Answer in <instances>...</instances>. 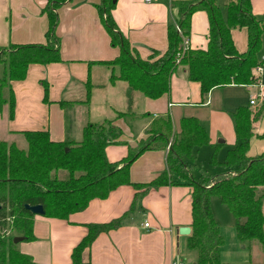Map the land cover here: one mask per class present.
I'll return each mask as SVG.
<instances>
[{"label": "trees", "instance_id": "trees-1", "mask_svg": "<svg viewBox=\"0 0 264 264\" xmlns=\"http://www.w3.org/2000/svg\"><path fill=\"white\" fill-rule=\"evenodd\" d=\"M67 1L46 0L42 9L48 20L44 43L0 46V63L4 65L0 76V106L8 105L10 117L14 113L11 82L23 80L30 64L61 61L60 39L56 34L57 9ZM114 2L101 0L96 7L110 44L119 48V54L98 63L109 69L110 83L126 82L129 102L133 92L150 99L168 93L171 75L179 66L186 69L189 80L199 84L202 100L212 88L258 81L255 68L262 63L258 52L264 32V13L261 17L254 15L251 0H230L225 15L215 0L172 1L177 15L175 23L167 27V47L163 52L152 51L147 58L139 56L114 22L111 16ZM199 10L205 11L208 17L206 48L189 46L183 50L182 37L189 36L191 15ZM240 28L247 32V50L243 53L237 51L231 37V30ZM86 86L88 101L89 81ZM44 91V101H47V88ZM263 114L264 104L255 111L240 106L232 113L236 144L222 162L217 160L219 145H215L211 163L223 169L215 173H208L193 162L194 151L209 143L206 129L195 117L181 118L179 132L175 134L169 114L157 115L145 130V137L135 147L128 145L126 155L115 161L107 159L106 146L123 142L116 139V128L111 121L86 124L80 140L65 137L54 141L47 130H25L21 134L26 148L0 141V264H35L13 241V232L24 240L34 238V214L25 204H41L44 217L67 219L70 214L84 210L90 200L104 199L121 185H131L136 190L129 210L108 222L86 224V234L72 249L71 264H90L82 259V254L94 239L100 233L117 229L126 216L142 209L141 199L151 188L169 185L192 188V230L187 245L196 251L195 264H236L220 260L223 237L211 210L213 196L234 217L237 239L248 244L257 241L264 257V152L253 157L247 155L253 124ZM133 115L118 112L117 118ZM164 149L166 169L150 182H131L129 169L133 161L144 151ZM192 170L197 171V177Z\"/></svg>", "mask_w": 264, "mask_h": 264}, {"label": "crops", "instance_id": "crops-1", "mask_svg": "<svg viewBox=\"0 0 264 264\" xmlns=\"http://www.w3.org/2000/svg\"><path fill=\"white\" fill-rule=\"evenodd\" d=\"M100 1L69 0L58 7L56 34L60 39L61 61L30 64L23 80L11 82L14 113L10 117L8 105L0 106V141L15 143V137L25 130H47L54 141L65 137L77 140L72 135L69 114L71 111L81 112L85 105L91 106L93 97L102 92L104 110L112 115L103 116L96 122L111 121L116 128V139L123 142L106 146L109 161L125 156L128 145L133 146L145 137V130L153 118L166 113L171 118L175 134L179 132L181 118H197L208 133L209 143L206 145L212 152L215 145L221 146L220 152L225 146L226 155L236 144L232 113L240 106L253 111L260 106H251L249 99L257 92V83L264 88V57L258 56L262 70L260 73L255 71L256 83L215 87L202 100L199 84L189 80L186 69L179 66L171 75L168 93L150 99L133 92L129 102L126 82L110 83L109 69L98 63L119 54V48L110 44L109 35L100 21L96 7ZM172 1L178 0H115L111 16L141 58H147L154 50L163 52L166 49L167 27L175 23L177 15ZM229 1L215 0L223 15ZM45 2L0 0V46L44 43L48 25L42 12ZM251 8L254 15L262 16L264 0H251ZM207 36V14L202 10L195 11L190 19V48H206ZM231 37L238 52L247 50L246 29H232ZM3 70L4 65L0 63V76ZM88 81L91 87L86 101ZM45 88L47 101H44ZM247 95L248 101L244 102L243 97ZM60 101L68 104L62 106ZM118 112L135 115L117 118ZM146 113L149 116H143ZM88 123H84L81 129ZM253 126L247 152L250 157L264 152V114ZM166 152L164 149L141 153L130 165L131 182H150L165 170ZM135 193L133 186L121 185L104 199L90 200L84 210L70 214L67 219L34 215V238L19 241L17 248L29 255L35 264H71L72 249L86 234V224L108 222L121 216L129 210ZM191 193L192 188L187 185L151 188L141 199L142 209L126 216L117 229L100 233L83 252L82 259L90 264H175L177 261L186 263V260L195 264L196 256L190 253L187 245L192 230ZM262 212L264 214V201ZM184 226L190 227L187 235L178 232V228ZM239 242L243 244L242 248L250 245ZM221 257L220 249V260ZM250 263L263 264L261 261Z\"/></svg>", "mask_w": 264, "mask_h": 264}, {"label": "rangeland", "instance_id": "rangeland-1", "mask_svg": "<svg viewBox=\"0 0 264 264\" xmlns=\"http://www.w3.org/2000/svg\"><path fill=\"white\" fill-rule=\"evenodd\" d=\"M261 17V16H260ZM260 58L264 57V32L261 35V46L258 52ZM264 68V63L263 66ZM102 93V92H101ZM101 93L92 99L91 106H84L80 110L81 112L71 111L69 114V119L71 120L72 135L74 139H81L82 137V126L86 122L97 123L100 121L103 116L110 117L112 114L110 111L104 110V98H102ZM249 96L243 97L244 102L248 101ZM257 106V105H256ZM251 107V106H250ZM85 110H89L88 112ZM15 144L17 147L26 148V142L22 135L15 137ZM137 143V142H136ZM134 144L135 147L137 144ZM210 146L203 145L198 151L194 152V163L196 166L201 167L203 170L208 173H215L217 171L223 170L218 166H214L211 163L212 151ZM221 146L217 152V160L219 161L222 157H225V146L220 152ZM227 153V152H226ZM191 173L197 177L198 173L195 170H192ZM211 210L214 217L217 220V223L220 226V233L223 237V244L220 247L221 249V261L225 263H248L256 261H264V257L261 251V248L257 241H251L247 247L242 248L241 244L236 237L235 232V219L232 214L228 211L227 207L222 204L218 197H211ZM17 234L16 232H13ZM191 254L196 256V251L191 250ZM186 263L192 264L190 260H186Z\"/></svg>", "mask_w": 264, "mask_h": 264}, {"label": "built area", "instance_id": "built-area-1", "mask_svg": "<svg viewBox=\"0 0 264 264\" xmlns=\"http://www.w3.org/2000/svg\"><path fill=\"white\" fill-rule=\"evenodd\" d=\"M145 2H151L152 0H144ZM176 29L178 32H180V29L179 27L176 26ZM182 49L185 50L186 48L189 47V39L187 36H183L182 37ZM262 70L261 66H257L255 68V71L257 73H260ZM258 85V90L255 94L251 95L250 96V99H249V104L251 106H255V105H261V104H264V88L262 86H260V84H256ZM170 143L167 145V147H169ZM144 226L145 227H148V223L147 222H144ZM175 264H186L182 261H177Z\"/></svg>", "mask_w": 264, "mask_h": 264}, {"label": "water", "instance_id": "water-1", "mask_svg": "<svg viewBox=\"0 0 264 264\" xmlns=\"http://www.w3.org/2000/svg\"><path fill=\"white\" fill-rule=\"evenodd\" d=\"M24 207L26 209H28L34 215H43L44 214V210H43V207L41 204H35V205L25 204ZM178 232L181 235H187L190 233V227H188V226L180 227V228H178ZM22 240H23L22 236H15L13 238L14 243H18L19 241H22Z\"/></svg>", "mask_w": 264, "mask_h": 264}]
</instances>
